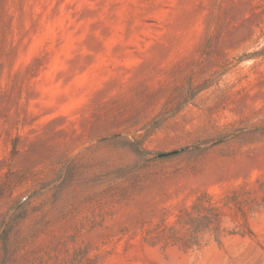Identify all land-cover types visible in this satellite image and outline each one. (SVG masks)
<instances>
[{
    "label": "rangeland",
    "instance_id": "rangeland-1",
    "mask_svg": "<svg viewBox=\"0 0 264 264\" xmlns=\"http://www.w3.org/2000/svg\"><path fill=\"white\" fill-rule=\"evenodd\" d=\"M232 192L253 237L144 242ZM0 264H264V0H0Z\"/></svg>",
    "mask_w": 264,
    "mask_h": 264
},
{
    "label": "trees",
    "instance_id": "trees-1",
    "mask_svg": "<svg viewBox=\"0 0 264 264\" xmlns=\"http://www.w3.org/2000/svg\"><path fill=\"white\" fill-rule=\"evenodd\" d=\"M125 146L137 156L152 155L153 158L157 159L171 158L181 152L180 150H173L152 153L134 142H125ZM237 195L236 192H232L220 200H215L211 195L202 193L197 196L191 208L178 215L174 222L170 224L160 222L153 228L146 230L143 240L150 247L157 245H160L162 249L177 247L187 252L200 250L209 241L220 247L226 235L253 237L247 212ZM230 203L235 207L232 212L233 217H239L241 222L237 230L228 231L222 227V222L224 217L230 215Z\"/></svg>",
    "mask_w": 264,
    "mask_h": 264
}]
</instances>
